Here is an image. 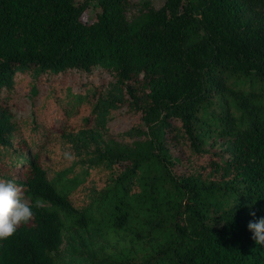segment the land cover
I'll use <instances>...</instances> for the list:
<instances>
[{"label":"trees","instance_id":"1","mask_svg":"<svg viewBox=\"0 0 264 264\" xmlns=\"http://www.w3.org/2000/svg\"><path fill=\"white\" fill-rule=\"evenodd\" d=\"M130 7L0 0V178L35 213L0 264H64L70 230L109 243L78 264H264L247 228L264 217V0ZM87 127L112 135L58 161Z\"/></svg>","mask_w":264,"mask_h":264},{"label":"rangeland","instance_id":"2","mask_svg":"<svg viewBox=\"0 0 264 264\" xmlns=\"http://www.w3.org/2000/svg\"><path fill=\"white\" fill-rule=\"evenodd\" d=\"M143 1H150L153 5L156 6V5H159L163 0H130L131 7L127 12L128 19H132L135 17L137 8L139 4H141V2ZM88 11H87L88 14H91L94 12V9L90 8ZM117 95H118V92L115 91L114 89H107L102 93L101 99L104 102H118ZM100 113L101 111L99 112V115L101 116V118L95 120V122H97L99 125L101 124L106 125L108 124V122H110V120H112L110 116H105L104 111L101 114ZM95 122H93L91 126H93ZM118 123L120 124V121ZM90 127H87L88 130H90ZM131 128H134V127H129V128L122 127V128H119V130L116 129V131L119 132V134H116V135L120 136L121 138H128L129 134L126 132L132 131L130 130ZM91 131L92 133H89ZM84 133H86L85 136H83ZM111 135H112V132L108 128L106 129V132H103V131L96 129L95 127H93L88 132L80 130V132H75L69 135H64L65 137L62 140L63 143L60 142L59 147H58L59 150L56 149L55 151L56 158L60 162L68 163V161L64 159L63 154H60V150H62L63 153L72 152L76 158L79 154L85 151L91 150L93 146L101 147L103 141L105 139H108ZM65 142H69V144H66ZM83 143H86L87 148L85 149L81 148V146H83ZM49 158H50L49 154L48 152H46L42 155L41 160L45 163H48L49 165L51 163L49 161ZM199 163H204V162H199ZM97 177H98V174L94 176L95 179H97ZM103 245L104 246L108 245V248H109L108 240L102 238L98 234H93V235L92 233L81 234L74 230H70L66 232L64 235V240L60 248V253L63 256L64 264H78V263L83 262L85 258L94 257V254L97 251H100L101 246ZM115 247L116 248L119 247L117 242H115Z\"/></svg>","mask_w":264,"mask_h":264},{"label":"clouds","instance_id":"3","mask_svg":"<svg viewBox=\"0 0 264 264\" xmlns=\"http://www.w3.org/2000/svg\"><path fill=\"white\" fill-rule=\"evenodd\" d=\"M63 157L68 162L75 159L72 152H64ZM35 207H39V202ZM249 214L256 215L255 212ZM34 215L33 203L25 196L23 188L15 180L0 178V240L11 238L17 228L33 220ZM247 228L255 243L264 245V217L250 221Z\"/></svg>","mask_w":264,"mask_h":264}]
</instances>
